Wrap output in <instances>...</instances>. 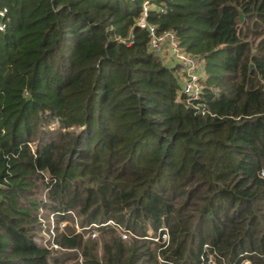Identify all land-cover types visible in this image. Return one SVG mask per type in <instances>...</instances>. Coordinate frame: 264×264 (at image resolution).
<instances>
[{"label":"trees","instance_id":"1","mask_svg":"<svg viewBox=\"0 0 264 264\" xmlns=\"http://www.w3.org/2000/svg\"><path fill=\"white\" fill-rule=\"evenodd\" d=\"M145 1L0 0V264L70 260L51 244L81 245L72 212L167 228L170 264H264V0H150L148 24L205 64L199 99L135 24ZM135 252L109 261L153 257Z\"/></svg>","mask_w":264,"mask_h":264},{"label":"rangeland","instance_id":"2","mask_svg":"<svg viewBox=\"0 0 264 264\" xmlns=\"http://www.w3.org/2000/svg\"><path fill=\"white\" fill-rule=\"evenodd\" d=\"M154 5L150 4V0H146L143 7H142V15L145 10H147V15H148V9L153 7ZM140 17V16H139ZM138 17V18H139ZM144 21V20H143ZM145 22L147 21V16L145 17ZM156 30L159 33L166 32V31H159L156 27ZM172 31L175 33L173 30H168ZM176 35V33H175ZM133 38V36H132ZM130 39V43L133 41V39ZM170 39L167 38V42L169 43ZM172 49L169 48L168 51H166V56L165 62L167 64H173L170 61H175L176 59L173 57L171 54ZM186 60V59H185ZM187 62V60H186ZM53 126H56L55 123H53ZM67 220L63 221L59 225V229L61 231L64 230V232H71L73 234H80L81 236V245L77 247L76 249L69 250L65 247H61L56 244H51L53 247V250L57 253H54L55 256H68L71 254V258L68 261H65L63 263H58V264H118L116 262L111 263L109 261L110 255L108 254V251H112L115 254L117 253L118 250L124 249L126 251H129L131 249H136L134 258H137L141 252L147 253L150 252V254L153 256L152 259L150 260V263L146 264H170L167 259H165L164 256H162V251L165 247H162V244H164L165 241L168 240V230L167 228H163L166 230L165 233L155 235L153 231L149 230V237L151 240H145L144 238L141 237L139 238L136 234L131 233L130 230L122 231L121 227L116 226L114 223H110L111 228H105L104 227H94V226H88L84 227L82 226V217L79 216L77 212H72L68 214ZM53 220H56V216L51 215L49 220H43L42 219V235L43 238L45 237V241L51 240L57 235V230H55ZM56 225V224H55ZM94 225V224H93ZM54 229V231H53ZM60 232V231H59ZM143 239V240H142ZM150 241V242H146ZM123 245V246H122ZM124 247V248H123ZM207 247V245H206ZM73 251V252H69ZM67 253V254H65ZM131 254V255H132ZM149 253H147V260L150 258ZM168 256L170 258H176V254L173 252H169ZM144 260H141V264L143 263ZM172 262L175 263V261L171 260ZM247 263V262H246ZM55 264V263H52ZM180 264V263H177ZM208 264H215L214 259L211 260V263L209 262Z\"/></svg>","mask_w":264,"mask_h":264},{"label":"built area","instance_id":"3","mask_svg":"<svg viewBox=\"0 0 264 264\" xmlns=\"http://www.w3.org/2000/svg\"><path fill=\"white\" fill-rule=\"evenodd\" d=\"M147 16V10L143 12V15L141 14L139 18L136 20V25L140 26L141 28L148 29L149 33L152 37L150 41V48L152 51H154L156 54L160 55L161 57L166 56V51L169 50V48L172 49L171 54L173 57L181 64L182 71L185 73L186 78L183 81L182 89L187 94L188 97L199 99L202 92V83L201 79L204 77V69L205 64L201 60L199 55H193L188 54L186 52H183L181 48H179L176 35L172 31H166L159 33L156 30V26L152 24H148V22H145V17ZM144 20V21H143ZM5 24L0 23V29H4ZM132 37H123L120 38V40L123 43H130V39ZM167 38L170 39L169 43L167 42ZM132 43V42H131ZM177 54H174L176 53ZM166 53V54H165ZM187 62H186V60ZM122 231L126 233V231L121 228Z\"/></svg>","mask_w":264,"mask_h":264},{"label":"clouds","instance_id":"4","mask_svg":"<svg viewBox=\"0 0 264 264\" xmlns=\"http://www.w3.org/2000/svg\"><path fill=\"white\" fill-rule=\"evenodd\" d=\"M136 20H137V19H136ZM135 24H136V23H135ZM120 38H123V37H119V38H118L119 41H121ZM110 223H112V222H111V221H110V222L108 221V222H107V225H110ZM114 224H115V223H114ZM93 226H94V227H98V225H95V224H94ZM119 227L123 228L122 226H119ZM123 229H124L125 231H128V230H126L125 228H123Z\"/></svg>","mask_w":264,"mask_h":264},{"label":"water","instance_id":"5","mask_svg":"<svg viewBox=\"0 0 264 264\" xmlns=\"http://www.w3.org/2000/svg\"><path fill=\"white\" fill-rule=\"evenodd\" d=\"M244 16L243 15H241V18H243ZM251 67H253V64H251Z\"/></svg>","mask_w":264,"mask_h":264}]
</instances>
